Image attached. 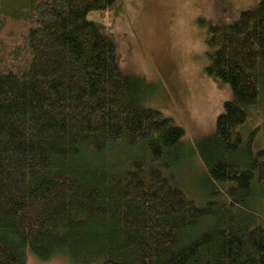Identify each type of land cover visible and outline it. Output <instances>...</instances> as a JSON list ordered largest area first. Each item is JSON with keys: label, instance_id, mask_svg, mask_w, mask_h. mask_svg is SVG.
Here are the masks:
<instances>
[{"label": "trees", "instance_id": "trees-1", "mask_svg": "<svg viewBox=\"0 0 264 264\" xmlns=\"http://www.w3.org/2000/svg\"><path fill=\"white\" fill-rule=\"evenodd\" d=\"M117 2L0 0V264H264V147L243 133L264 94V0L209 28L205 73L232 99L195 164L88 19Z\"/></svg>", "mask_w": 264, "mask_h": 264}, {"label": "rangeland", "instance_id": "rangeland-1", "mask_svg": "<svg viewBox=\"0 0 264 264\" xmlns=\"http://www.w3.org/2000/svg\"><path fill=\"white\" fill-rule=\"evenodd\" d=\"M258 3L118 0L112 10L88 16L117 45L121 67L148 87L149 106L184 129V143L195 158L194 164L201 162L198 143L214 135L216 120L232 99L228 85H219L205 73L209 28L232 24L242 12L255 10ZM259 107L251 111L243 128L245 135L256 131V149L264 147V94ZM197 194L192 190L196 202ZM257 217L264 224V205ZM27 264L71 263L64 256L43 262L29 254Z\"/></svg>", "mask_w": 264, "mask_h": 264}]
</instances>
